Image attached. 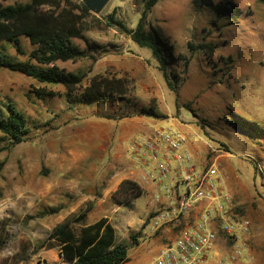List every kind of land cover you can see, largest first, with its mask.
<instances>
[{
	"label": "rangeland",
	"instance_id": "rangeland-1",
	"mask_svg": "<svg viewBox=\"0 0 264 264\" xmlns=\"http://www.w3.org/2000/svg\"><path fill=\"white\" fill-rule=\"evenodd\" d=\"M140 2L109 0L99 13L91 12L84 19L83 33L93 45L90 57L55 63L66 71L85 74L78 91L94 76L123 79L127 91L122 100L71 101L62 86L39 84L0 69V113L5 112L7 102H13L24 112L29 129L25 141L0 152V236L6 238L0 264H62L58 249L47 247V235L62 216L71 214H65L66 209L76 213L88 204L92 209L86 220L91 223L107 217L117 239L128 244L129 260L124 264H150L160 245L148 225L152 187L118 204L113 197L117 177L112 183L104 179L114 164L118 177L124 174L142 187L141 172L130 173L128 145L131 140L142 143L157 128L169 127L183 135L187 146L199 151L193 157L196 164L214 162V180L231 194L234 218L253 215L264 232V136L237 119L264 129V4L257 0L158 1L147 17L148 26L168 37L175 54L191 56L187 78L173 91L150 49L104 20L115 10L117 18L134 28ZM74 42L85 47L83 39ZM10 52L14 53L13 48ZM42 89L55 95H37ZM149 111L152 115L145 114ZM137 114L142 116L122 128L129 119L125 115ZM231 119L238 124L228 122ZM102 143L106 145L103 150H94ZM107 186L110 189L101 191ZM91 195L95 196L92 200L87 198ZM54 206L61 208V214L39 215ZM255 249L263 255L258 253L256 263L252 256L248 264H264V245ZM229 250L212 249L209 264L221 260L247 264L242 258L230 262Z\"/></svg>",
	"mask_w": 264,
	"mask_h": 264
},
{
	"label": "trees",
	"instance_id": "trees-1",
	"mask_svg": "<svg viewBox=\"0 0 264 264\" xmlns=\"http://www.w3.org/2000/svg\"><path fill=\"white\" fill-rule=\"evenodd\" d=\"M161 0H141L139 19L134 28L128 27L116 17L115 10L104 20L108 26L141 47L150 49L156 60L157 69L169 89L177 91L188 76L191 56L175 54L173 45L157 29L148 26L147 17L152 7ZM264 4V0H257ZM90 11L83 2L71 0H29L25 3L3 5L0 3V69H7L32 78L39 84L60 85L64 96L71 101L122 100L126 94L124 80L94 76L88 85L78 91L85 74L66 71L58 67L57 61H77L90 57L93 45L87 42L84 19ZM74 39H83L81 48ZM25 40V41H23ZM190 48V43H188ZM203 47L211 49L210 45ZM13 48L14 53L10 52ZM40 96H54L53 92L36 91ZM115 96V97H113ZM5 112L0 113V152L14 147L28 137L26 116L13 102H7ZM142 114H144L142 112ZM146 115H152L149 112ZM241 123L256 128V134L264 136V129L238 117ZM237 123V124H238ZM3 162H0V171ZM143 188L136 182L123 179L113 193L118 204L140 195ZM60 207L45 208L39 215H54ZM88 204L84 209L66 216L48 233L45 243L48 248L56 247L62 264H124L129 260V246L119 241L116 230L107 217H100L86 224L91 211ZM6 238L0 236V248Z\"/></svg>",
	"mask_w": 264,
	"mask_h": 264
},
{
	"label": "built area",
	"instance_id": "built-area-1",
	"mask_svg": "<svg viewBox=\"0 0 264 264\" xmlns=\"http://www.w3.org/2000/svg\"><path fill=\"white\" fill-rule=\"evenodd\" d=\"M137 142L131 140L128 145L130 173L140 171L143 189L152 187L148 225L160 239L150 264H209V253L217 246L230 249V262L242 258L248 264L252 259L246 240L250 220L234 218L231 194L214 180V162L196 164L193 157L199 151L193 152L186 138L169 127L157 128Z\"/></svg>",
	"mask_w": 264,
	"mask_h": 264
},
{
	"label": "crops",
	"instance_id": "crops-1",
	"mask_svg": "<svg viewBox=\"0 0 264 264\" xmlns=\"http://www.w3.org/2000/svg\"><path fill=\"white\" fill-rule=\"evenodd\" d=\"M60 86V85H59ZM63 93H64V89H63ZM115 101V100H114ZM117 101V100H116ZM125 116H128L129 117V119H127V121H125L124 123H123V127L122 128H127L128 127V125H131V123L133 122V120L135 119V118H140V116H142L141 114H137L136 116H134V115H125ZM121 117H119V119H120ZM127 126V127H126ZM106 147V145L105 144H101V145H99L97 148L96 147H94V150H99V151H101V150H103L104 148ZM115 157H116V159L118 160V158H119V153H117V154H115ZM127 167V166H126ZM114 169V164H113V166H109V170H108V173H109V176L106 178V179H104V181H106V182H108V183H112L113 182V179L115 178V177H117V186H118V184L123 180V179H128V177H125L124 176V174H122V176H120V177H118L117 176V174H118V171L117 170H113ZM113 171H114V173H113ZM110 178H112L111 180H110ZM117 186L115 187V189L117 188ZM108 189H110V187H105V189H101V191H104V190H108ZM107 192H103V194H106ZM87 198H89V199H94L95 198V196L94 195H91V196H89V197H87ZM96 203H98V202H96ZM73 212V209L71 208V209H66L65 211H64V213L65 214H69V213H72ZM60 214H61V211H60ZM63 216L61 217V219H60V221L61 220H63ZM87 218H88V216H87ZM250 232H249V234L246 236V240H247V246H248V251L252 254V256L254 257V263H256V260H257V257H258V250H256L255 248L258 246V245H260L261 244V246H263L264 245V232H263V226L260 228V230H259V224H258V219L256 218V217H254L253 215H251L250 216ZM94 222V221H93ZM92 223V222H91ZM86 224H90V222H88L87 220H86ZM260 254V253H259ZM260 255H263V253L262 254H260ZM253 263V264H254ZM240 264H242V263H240Z\"/></svg>",
	"mask_w": 264,
	"mask_h": 264
},
{
	"label": "water",
	"instance_id": "water-1",
	"mask_svg": "<svg viewBox=\"0 0 264 264\" xmlns=\"http://www.w3.org/2000/svg\"><path fill=\"white\" fill-rule=\"evenodd\" d=\"M109 0H83L84 5L92 13H99Z\"/></svg>",
	"mask_w": 264,
	"mask_h": 264
}]
</instances>
